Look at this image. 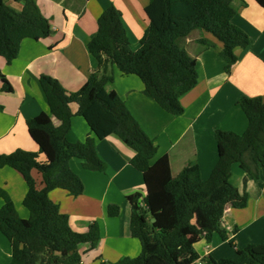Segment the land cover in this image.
<instances>
[{"label": "trees", "instance_id": "16d2710c", "mask_svg": "<svg viewBox=\"0 0 264 264\" xmlns=\"http://www.w3.org/2000/svg\"><path fill=\"white\" fill-rule=\"evenodd\" d=\"M22 3L16 11L0 0V56L8 63L15 60L24 40L40 41L53 33L50 20L35 0ZM264 7V0H255ZM244 0H150L146 7L149 26L140 47L134 50L123 21L122 12L108 7L98 20L99 35L110 47L97 40L88 44L96 70L77 92H69L53 77L42 76L41 87L49 112L27 121L29 133L39 152L16 150L0 154V168L18 171L25 180L27 193L23 201L28 218L19 216L8 193L0 187V232L12 247L10 264H83L82 245L93 250L101 240L98 223L87 233L73 231L69 216L51 199V192L61 189L73 197L83 194L85 186L73 169L71 161L80 159L91 172H103L96 139L117 135L135 155L131 165L143 176L146 195L129 197L132 212L130 230L141 244V253L107 264H264V243L248 244L237 249L235 258L201 257L185 233L191 228L207 243L218 234L230 238L224 215L228 204L236 209L248 205L249 195L229 182L232 167L240 168L258 182L264 167V98L242 97L239 102L248 120L247 130H217L218 161L210 177L203 180L199 166H187L174 177L168 156L154 161L158 148L132 115L126 103L106 86L114 81V67L123 75L137 76L144 85L145 96L173 116L184 112L181 99L199 81L197 60L182 45L195 31L211 34L223 44L221 52L225 71L230 74L238 62L235 50L248 49V35L235 25L238 6ZM202 44L213 43L202 39ZM2 90L12 92L9 83ZM77 106L73 113L72 106ZM0 110L2 107L0 106ZM75 114L82 116L96 137L71 142L68 134ZM53 118L60 124L55 125ZM44 154L45 162L39 161ZM42 174L44 186L37 189L32 171ZM142 203V205H141ZM110 217L120 214L118 206L109 207ZM193 221L196 223L194 224ZM235 232V231H234ZM233 245V244H231Z\"/></svg>", "mask_w": 264, "mask_h": 264}, {"label": "crops", "instance_id": "0c3cea01", "mask_svg": "<svg viewBox=\"0 0 264 264\" xmlns=\"http://www.w3.org/2000/svg\"><path fill=\"white\" fill-rule=\"evenodd\" d=\"M43 14L50 20L53 33L40 41H23L18 57L8 63L0 56V154L16 150L39 152L38 144L29 133L27 121L49 112L46 96L41 87L42 76L57 79L69 92H77L96 70V63L88 51V44L97 40L105 47L111 43L99 35L98 20L103 12L114 5L122 12L131 47H140L149 20L146 7L150 0H35ZM237 3L234 23L249 37L248 49L238 48V62L230 74L225 71L221 52L223 44L211 34L195 31L182 41L188 53L196 58L199 74L198 84L181 99L184 112L173 116L145 96L142 81L134 75H123L114 67V81L106 86L115 91L126 103L146 134L154 140L158 153L154 161L168 156L174 177L187 166L197 164L203 180L214 169L219 149L216 131L223 130L242 134L247 130L248 120L239 105L242 97L264 98V7L255 0ZM16 11L22 10L17 0H4ZM213 43L207 46L201 40ZM9 83L12 92L2 90ZM77 106H72L73 113ZM55 125L60 122L53 118ZM96 137L87 121L77 114L73 116L68 139L85 141ZM99 158L105 164L103 172L87 171L83 161L73 159L71 168L82 179L85 189L81 196L56 189L51 199L69 216V224L77 233H87L93 223H98L101 240L93 250L82 245L83 264L116 263L123 258H134L141 253V244L130 230L131 204L129 197L139 193L146 195L143 174L131 165L135 152L117 135L104 140L96 139ZM39 161L45 162L44 154ZM37 189L44 186L42 174L33 170ZM229 182L249 195L248 205L236 209L228 204L224 225L231 233L228 241L218 234L211 243L188 228L186 235L198 254L216 260L235 258L237 249L248 244L264 243V167L261 179L253 181L239 164L232 167ZM0 187L12 199L22 218L29 214L23 205L27 185L23 176L9 167L0 168ZM4 201L0 199V208ZM118 206L120 214L110 217L109 207ZM195 224L196 222L193 221ZM235 231V232H234ZM233 244V245H231ZM12 247L0 232V264H10Z\"/></svg>", "mask_w": 264, "mask_h": 264}, {"label": "built area", "instance_id": "2783aa9c", "mask_svg": "<svg viewBox=\"0 0 264 264\" xmlns=\"http://www.w3.org/2000/svg\"><path fill=\"white\" fill-rule=\"evenodd\" d=\"M141 205H142V203H141Z\"/></svg>", "mask_w": 264, "mask_h": 264}]
</instances>
